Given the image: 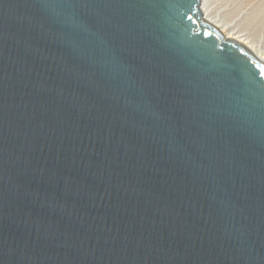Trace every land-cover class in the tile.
Instances as JSON below:
<instances>
[{
    "label": "water",
    "instance_id": "water-1",
    "mask_svg": "<svg viewBox=\"0 0 264 264\" xmlns=\"http://www.w3.org/2000/svg\"><path fill=\"white\" fill-rule=\"evenodd\" d=\"M0 264H264V63L200 0H0Z\"/></svg>",
    "mask_w": 264,
    "mask_h": 264
},
{
    "label": "rangeland",
    "instance_id": "rangeland-1",
    "mask_svg": "<svg viewBox=\"0 0 264 264\" xmlns=\"http://www.w3.org/2000/svg\"><path fill=\"white\" fill-rule=\"evenodd\" d=\"M249 1L250 0H206L205 7L208 8L209 11L211 10V15L215 16L216 19L225 17L226 22L228 23L227 25L229 31L235 33L233 34L234 36H237V34H241L242 36L240 38L248 36L249 38H247L246 40L252 39V36L254 35L252 33V25H250V23L248 24V22L252 20L254 15H258L257 23L261 24V31L253 36L256 38V40L253 39L254 41L252 42V44L254 45L250 50L255 52V54L259 57V54H264V0ZM248 2L250 4H248ZM254 5L256 6V8ZM256 49L258 50V52H256Z\"/></svg>",
    "mask_w": 264,
    "mask_h": 264
},
{
    "label": "bare ground",
    "instance_id": "bare-ground-1",
    "mask_svg": "<svg viewBox=\"0 0 264 264\" xmlns=\"http://www.w3.org/2000/svg\"><path fill=\"white\" fill-rule=\"evenodd\" d=\"M205 1L206 0H200V9H201V12H202V15H203V18H204V20L205 21H207V22H209V23H211L213 26H215L223 35H224V38H227V39H231V40H233V41H236V42H238V43H240V44H242L243 46H245L247 49H251L252 48V46L254 45V44H252V42L254 41V40H256V38L255 37H253V36H255V34L256 33H258L259 31H261V24L260 23H257V20H258V15H254L253 16V18H252V20H250L249 22H248V24L250 23V25H252V33L254 34L253 36H252V39H250V40H246L247 38H249L248 36L247 37H244V38H240L242 35L240 34V35H238L237 34V36H234L233 34H235V33H233L232 31H229V28H228V23L226 22V18L224 17V18H218V19H216V17L215 16H213V15H211V10L209 11V9L208 8H206L205 7ZM243 1V0H242ZM248 1V0H247ZM251 1V0H250ZM249 1V2H250ZM202 2V3H201ZM248 2V4H250ZM254 3V2H253ZM245 4V3H244ZM247 4V5H248ZM255 4V3H254ZM252 5V4H251ZM255 6V5H254ZM255 8H256V6H255ZM254 8V9H255ZM253 9V10H254ZM257 10V9H256ZM254 13V12H253ZM256 13V12H255ZM251 14V13H250ZM246 19V18H245ZM250 19V18H249ZM264 19V18H263ZM246 21V20H245ZM220 23V24H219ZM231 26V25H230ZM247 26V25H246ZM251 27V26H250ZM241 29V28H240ZM251 29V28H250ZM244 30V29H243ZM238 32V31H237ZM261 35V34H260ZM251 37V36H250ZM239 38V39H238ZM254 39V40H253ZM250 43V44H249ZM247 44H249V45H247ZM258 49V48H257ZM256 49V50H257ZM253 54H255V52H253L252 50H250ZM256 52H258V50L256 51ZM256 55V54H255ZM257 56V55H256ZM258 57V56H257ZM263 63H264V54L263 53H261V54H259V57H258Z\"/></svg>",
    "mask_w": 264,
    "mask_h": 264
}]
</instances>
